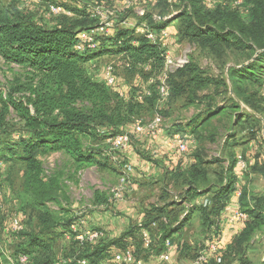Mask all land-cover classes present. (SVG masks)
<instances>
[{
  "label": "trees",
  "instance_id": "1",
  "mask_svg": "<svg viewBox=\"0 0 264 264\" xmlns=\"http://www.w3.org/2000/svg\"><path fill=\"white\" fill-rule=\"evenodd\" d=\"M84 1V9L74 8L75 15L72 18L65 16L59 22L42 24L16 7L6 8L0 0V58L6 64L16 65L27 73L26 82L18 81L6 92L0 84V148L4 146L7 149V158L1 160H7L10 165L15 160L23 164L21 184L17 189L14 185L11 191L26 211L28 223L26 230L17 236H20V253L34 256L37 264L55 262L56 258L51 260L52 252L58 249L63 230L75 219L70 218L63 209V212L56 214L47 208L51 203L61 206L65 198L64 190L60 175H45L39 154L63 152L73 159L78 168L96 166L102 170L111 169L108 164L113 161L112 156L99 148L87 147L86 140L103 138L102 141H106L108 136L122 133V127L141 119L144 113L167 115L166 111L158 110V79L166 65L162 46L152 43L146 36L138 35L135 30L121 27L119 24L124 22L127 14L115 25L113 34L98 37L96 50H78V34L98 25V20L85 7L87 1L93 0ZM177 2L180 4L176 9L179 11L181 40L197 44L201 53L217 64L220 74H211L200 64L191 61L168 77L170 97L165 105L171 107L181 99L193 105L198 93L210 88L212 96L202 98L208 100L206 107L209 112L214 110L226 117L232 130H236L240 124L244 126L249 123L252 133H257L260 131V122H244L238 101L264 114V107L261 106L264 99L260 95L264 87V0H244V8L246 2L249 3L247 19L240 10L230 7L206 11L201 0ZM160 4L163 5L160 17L172 13L167 0H161ZM142 21H148L154 30H161L165 26L161 21L155 22L153 14L140 18V23ZM105 54L121 56L119 60L125 75L129 78L138 76L151 95L146 96L142 90L134 88L132 98L124 101L117 92L97 81L91 65ZM232 57L236 61L233 62ZM151 79L156 83L148 85ZM231 89L234 96L231 95ZM17 95L23 96L17 98ZM139 96H142L141 101L137 99ZM214 96L223 97L226 106L220 108ZM12 112L19 117L22 127L20 131L9 134L8 117ZM194 122L196 120L187 126L172 125L171 133H189L204 141L205 137L195 130L196 126L187 132L186 128L192 127ZM104 131L109 133L101 135ZM15 133L19 134V139H16ZM214 137L211 135L207 138L214 142ZM201 153L195 155L197 164L185 174H176L173 178L186 187L182 199L191 203V212L199 213L201 232L218 234L219 217L234 190V169L232 166L227 171L222 169L216 174L214 184L209 183L208 171L203 166L207 163ZM235 163L236 160L232 165ZM9 168L12 170V166ZM11 170L6 178L12 179L13 185ZM262 173L264 175V169ZM224 175L226 182H223ZM4 180L2 183L6 185ZM204 195L209 203L206 206L197 204L195 200ZM240 198L241 209L249 218L245 221L243 231L225 251L221 264H232L236 258L241 264H251L247 251L253 249V240L264 230V195H253L244 189ZM94 204L108 205L109 197L96 191ZM145 212L142 226L151 231L154 243L155 238L158 240V249H163L165 240L171 237V231H180L188 225V219H185L176 227H171L173 211H168L166 207L152 206ZM154 223L156 225L152 226ZM169 227L172 230L169 231ZM138 232L139 226L135 225L128 234L139 240L141 247ZM126 236L109 245L105 240L96 245H69V248L74 255L88 259L90 264H98L104 252L113 244L122 245ZM184 246L186 250L190 249ZM39 255L42 258L39 259Z\"/></svg>",
  "mask_w": 264,
  "mask_h": 264
},
{
  "label": "crops",
  "instance_id": "2",
  "mask_svg": "<svg viewBox=\"0 0 264 264\" xmlns=\"http://www.w3.org/2000/svg\"><path fill=\"white\" fill-rule=\"evenodd\" d=\"M127 0H124V2ZM145 2L148 1L156 7L160 4L161 0H135V2ZM123 2V3H124ZM134 2V1H133ZM168 2V0H167ZM136 4V3H135ZM135 4H133L134 7ZM79 4L76 7H81ZM128 6V5H127ZM127 8V7H125ZM173 9V7H171ZM179 11L177 9H173L171 14H168L164 17H161V23H165L163 29H166L169 33V38L166 40L167 49L171 54V59L175 58V53L178 50V45L180 42H184L181 40L178 26H179ZM140 24V21L134 19H125L122 24H119L121 27L135 30V27ZM114 31H110L109 34H113ZM177 43V44H176ZM119 55L114 54H105L99 58L100 64H106L107 62H116L117 66L120 67V75L118 77V85L119 91L117 93L121 94V98L124 101H129L133 95V89L136 88L139 91L146 88V84L143 80H141L138 76L130 79L125 75L124 68L121 66ZM190 63V62H189ZM187 63V64H189ZM186 64V65H187ZM167 65H165L164 72L161 73L162 76H166L168 79ZM184 65V66H186ZM184 66L180 67L183 68ZM105 65H102L100 70L98 71L97 81L103 82V74H104ZM228 67L225 68V73L227 76ZM230 84V83H229ZM149 85V84H148ZM261 88V97L264 99V94ZM138 91V92H139ZM231 95H233L231 89ZM238 101V100H237ZM167 102V101H166ZM164 103H159L158 110H164L167 112V115L163 116H171L170 112L173 105L178 104V110H189L190 108H198L197 113L194 114L191 118H186L183 120H179L177 122H172L170 126L167 127L166 133L162 134L154 139L144 137V136H136L134 134V126L133 124H128L122 127V131L130 134L131 136V147L124 150V157L130 163L131 166L134 167L131 176L135 178V184L133 185V193L126 201L115 203L110 207L106 204H100L101 210L98 212L91 213L88 227L94 229H102L107 232V240L106 244H111L112 242H116L126 236L132 229L136 222L143 223L146 218L145 210L154 206V207H166L168 211H173L171 214V222L173 225L171 227H176L181 221L188 219V225L181 229L180 231L173 232L171 231V237L165 240L163 245V249H158V240L155 238L154 248L152 254H145L141 247L139 246V242L128 234L123 241L122 245H111L105 252L104 257L98 262V264H109V254L119 252L128 246H133L138 256L145 258L149 264H160L158 260V256L166 251V241L170 240L172 244V251L170 253L169 264H190L198 254L203 249L206 240H208L213 234H203L199 238H185L184 232L193 224L194 220L199 222L200 229L202 231L200 225V215L198 212H191V203L183 201L182 195L186 190L184 184L181 181L177 182L176 179L173 178L176 174H185L189 171V169L197 164V159L195 157L197 152H202V158L204 162L207 164L203 165L205 169L208 171V177L210 178V182L214 184L216 174L220 172L222 169L225 171L228 170L229 167H233L234 169V190L229 195V198L226 202L225 208L222 211L219 220L220 224L223 222L226 214L233 213L241 209V198L236 195V190H240L243 192L244 189L250 194L253 195H264V190L255 192L250 188V181L252 177H256V179L263 180L264 175L262 170L264 169V114L256 112L252 107L243 104L238 101L241 105V117L244 122H252L253 120H258L260 122V131L257 133H252L251 124H240V126L236 130H232L228 124V119L226 117H222V115L217 114L214 110L212 112L208 111L206 104L195 103L193 105H188L184 99L178 100L175 104H172L171 107L165 105ZM181 103V104H179ZM218 106L224 108L226 103ZM264 107V101L261 105ZM162 114V113H161ZM160 114V115H161ZM157 115V114H156ZM224 115V113H223ZM162 116V115H161ZM185 120V121H184ZM193 120H196L192 124V127L186 128L187 132L191 131V128H195L197 132H200L204 137V141L197 139V147L195 150L191 151L185 156L180 155L175 148L172 147V141L170 139V134L173 132L171 129L172 125L182 124L183 126H187ZM230 120V118H229ZM209 121V122H207ZM215 121L222 122L225 127L224 134L220 133L219 128H213L212 131H208L209 127L213 126ZM243 123V122H242ZM257 130V129H256ZM214 135L215 141L212 142L209 136ZM225 135L222 139L221 143V153L218 157H210L207 155L208 148L207 144L216 145L219 143V137ZM201 153V154H202ZM242 157L245 161V169L241 170L238 166V158ZM236 160L235 165L233 166V161ZM237 173H241L242 178L238 179ZM23 173H21L22 175ZM224 181L226 182L225 175ZM177 182V183H176ZM171 189H175L178 193L177 196H171ZM146 191V196L145 192ZM157 196V203H152L147 200V195ZM158 193V194H157ZM145 197V200H143ZM206 195L198 197L195 201L198 203L201 201ZM143 198V199H142ZM193 201V202H195ZM181 210V211H180ZM178 220V221H176ZM166 223L168 221L164 219ZM155 224V223H154ZM152 226H155V225ZM245 228V222L238 223L235 225L230 231L226 232L221 238L222 245L225 247V251L229 248V246L233 243L235 238L243 231ZM172 230L169 227V231ZM169 233V232H168ZM153 235V234H152ZM156 237V236H155ZM158 238V237H157ZM154 239V238H153ZM187 245L190 249H185ZM253 249H249L247 251V258L251 264H262L264 261V230L259 232L255 239L253 240ZM58 252H60V257H66V253H70L69 245L63 241V238L58 243ZM214 264V263H213ZM232 264H241L240 260L236 258Z\"/></svg>",
  "mask_w": 264,
  "mask_h": 264
},
{
  "label": "rangeland",
  "instance_id": "3",
  "mask_svg": "<svg viewBox=\"0 0 264 264\" xmlns=\"http://www.w3.org/2000/svg\"><path fill=\"white\" fill-rule=\"evenodd\" d=\"M3 4L6 8L11 9L12 7L18 8L21 12L31 15L34 19L39 20L42 24L44 23H55L62 20L65 16L68 18H72L74 14V8L83 10L84 8L76 7L79 4L83 5V0H41L42 2L37 3L36 0H2ZM86 1V0H85ZM84 1V2H85ZM134 1V2H133ZM179 1V0H178ZM202 7L206 11H213L218 7H223L221 4L223 0H217V4L211 8L206 7L204 4V0H201ZM231 1V0H229ZM88 2V3H87ZM85 4L86 10L89 12L91 8L98 7V6H104L108 7L110 10H113L115 12L114 15V25L118 24L122 21V18L126 16V19H134L137 21H140V17L138 15V11L141 9L146 10V14H156L160 16L161 12V4H159L156 7H153L151 3L148 1L145 2H135V0H127L124 2V0H93V1H87ZM124 2V3H123ZM128 2L135 4L134 7H129ZM49 4H59L63 6L67 11L71 12L72 15H64L60 18L51 19V17L48 15V6ZM128 5V6H127ZM179 6L180 4L177 3L176 5L172 6L173 9H176V6ZM171 6V5H170ZM249 3L246 2L245 5V19H247V13L249 11ZM127 7V8H125ZM180 8V7H178ZM165 10V8H163ZM162 9V10H163ZM172 9V8H171ZM172 9V10H173ZM125 21V20H124ZM122 24V23H121ZM177 44V43H176ZM178 45V50L175 53V58H172L171 61L167 65V72L168 76L170 74H173L178 69H181L180 67L186 65L187 63L193 61L197 64H200L204 70L207 72L219 75L220 70L217 64L212 62L210 59L206 58L204 54L201 53L199 47L197 44L193 42H180ZM238 60V59H237ZM232 61H236L234 57H232ZM107 64H115L116 68V75H120V67L117 66L116 62H107L106 64H100L99 61L94 62V66H91V71L93 72L94 78L97 80L96 75H98V71L100 70L102 65ZM0 84L2 86V90L6 92L10 87L13 85H16L19 82H26L27 73L19 68L16 65H10L6 64L1 58H0ZM120 70V71H119ZM96 74V75H95ZM162 75H160L161 77ZM159 79H162L160 78ZM132 79V78H130ZM198 98L195 103H202V104H208V100L205 98L202 100V98L207 96H212V92L210 88L205 89L204 91H200L198 93ZM23 95H17V98H21ZM215 97L216 104L222 105L225 103L223 101V97ZM181 104V103H179ZM178 104L173 105L171 112V116H163V126L165 129H167L168 126L171 125L172 122H177L179 120H183L186 118H191L194 114L197 113L198 108H190L189 110H178ZM156 116V115H155ZM153 115L150 113H144L141 116V119L144 122H149L154 119ZM184 118L182 119L181 117ZM185 121V120H184ZM8 127H9V134L10 132L20 131L22 124L19 119V117L16 115V113L12 112L11 115L8 117ZM225 125L222 122L215 121L213 123V126L209 127L208 131H212L213 128H219L221 131H219V134H224ZM109 133L104 131L101 133V135ZM14 134V133H13ZM16 134V133H15ZM19 134H16V136ZM225 135H222L219 137V143L216 145H210L207 144L206 147L207 155L210 157H218L221 153V143L222 139ZM105 137V136H104ZM112 136H108L110 138ZM10 138V137H8ZM102 138V137H100ZM103 140V138H102ZM99 140H93L89 139L85 141V144L87 147H94L99 148L100 150H104L107 152V154H110L113 158V161L110 158V163L108 164L111 169H100L96 166H85L83 168H78L74 164L73 159L63 152L58 153H50V154H39V159L42 161L43 166L45 168V175L51 176V175H60V178L62 180V186L64 190V199L62 201L61 206H58L57 204L51 203L48 204L47 208H49L51 211L55 212L56 214H59L60 212H66L70 218H75L76 213L80 212L81 210L87 209L89 212V217L91 213L98 212L101 210V207L99 205H95V192L98 191L105 197L111 196V191L113 188L117 187L122 179L125 177L126 182H128V187L126 189L125 193V199L126 201L135 191L133 190V185L135 184V178L131 176L132 171L134 170V167L130 165V163L127 161V159L123 156L124 151H114L112 150V147L110 143H108L107 138L106 141ZM7 158V149L5 147L0 148V159ZM100 159V158H99ZM101 162H105L103 159H100ZM5 161V168H4V174L0 175V177H4L5 175V183L8 188L13 189L12 187L15 185V188L17 189L22 181L21 173L23 172V164L15 160L12 165L8 164L7 160ZM124 165L131 166L132 171H126L124 169ZM9 166H12V170L9 168ZM11 170V176L13 177V185L11 184L12 179L8 180L6 178L8 171ZM123 177V178H122ZM250 188L251 190L258 192L264 190V182L263 180L256 179V177H252V180L250 181ZM13 191V190H12ZM145 192V196L146 191ZM151 195H147V200L151 201L152 203H157V196H153V193H150ZM158 194V193H157ZM178 193L175 189H171V196L174 197L177 196ZM12 196L14 198V194L12 193ZM17 198H15L16 200ZM143 199V198H142ZM145 200V197L144 199ZM114 204H108L110 207H114ZM63 209V211H62ZM10 213H4L0 211V264H13L9 261L8 258H16L17 255L20 253L21 247L19 246V240L20 236L13 235L10 230L8 229V225L10 222V218L13 216V214H17L20 212H24L26 214V211L22 208V206L19 204L18 206H12L9 209ZM28 217L26 218V223ZM135 224H139V222H136ZM135 226V225H134ZM202 236V232L199 226V222L197 220L193 221V224L184 232L185 238H199ZM137 240V239H136ZM139 242V240H137ZM53 256L51 257V260L53 258H56V260L60 257V252H58V249L55 248V250L52 252ZM56 255V256H55ZM74 255L73 250L70 252V254H66V257H72ZM31 256V255H30ZM32 261L37 264V259H33ZM39 259L42 258L41 255L37 256ZM12 259V260H13Z\"/></svg>",
  "mask_w": 264,
  "mask_h": 264
},
{
  "label": "built area",
  "instance_id": "4",
  "mask_svg": "<svg viewBox=\"0 0 264 264\" xmlns=\"http://www.w3.org/2000/svg\"><path fill=\"white\" fill-rule=\"evenodd\" d=\"M40 3L41 0H36ZM169 5L174 6L177 4V0H168ZM129 7L132 6L131 2H128ZM206 7L211 8L217 4V0H204ZM223 7H230L236 10H240L242 14L245 13L244 0H223ZM48 15L51 18H55L59 15H72L71 12L67 11L63 6L59 4H49ZM90 14L92 17L98 20V25L90 30L82 31L78 34L79 42L77 44V49L80 51H93L98 48L99 41L98 37L104 34H108L115 27L114 15L115 12L110 10L108 7L98 6L90 9ZM140 18L146 17V10L141 9L138 12ZM153 20L155 22H160L162 18L159 15L153 14ZM135 32L138 35L146 36V38L152 43H157L162 46L163 49H167L166 40L169 38V33L166 29L154 30L149 25L148 21H142L138 26L135 27ZM166 64L171 61V54L168 50L165 51ZM91 66H94L92 64ZM115 64H107L104 68L103 83L112 91L118 92V77L116 75ZM158 79L159 83V95L160 103L166 102L170 97V87L167 82V77L161 76ZM156 81L151 79L149 85L155 84ZM264 94V87L262 89ZM120 96L121 94L118 93ZM143 94L146 96L151 95V91L148 88L143 89ZM142 100V96L137 98ZM163 117L157 114L152 121L144 122L142 119H137L134 123V134L136 136H144L148 138H156L162 134L166 133V129L163 126ZM19 139V135L16 136ZM170 139L172 141V147L177 150V152L185 156L191 151L195 150L197 147L196 138L189 133L175 132L170 134ZM110 143L112 150L123 152L125 149L131 147V136L128 133L122 132L113 137L107 139ZM238 166L241 170L245 169V161L242 157L238 158ZM126 171H132L131 166H123ZM5 162L0 159V175L4 174ZM5 177V175H4ZM1 176L0 178V211L4 213H10L9 209L12 206H18V200H15L12 196V191L6 185L2 183L5 178ZM238 179H241V173H237ZM123 178V177H122ZM128 187V182H126L125 177L122 179L121 183L112 189L111 196L109 198V204H115L118 202H123L125 199L126 189ZM236 195L241 197L242 192L238 189L236 190ZM209 203L207 197H204L197 204L206 206ZM26 214L20 212L13 214L10 218L8 229L13 235H19L26 230ZM89 212L87 209L81 210L76 213L75 219L63 230V241L68 245H74L76 247H85L87 245H96L102 241L107 240V232L102 229H94L88 227L89 222ZM248 214L242 210L235 211L233 213L226 214L223 222L220 224V231L218 234H213L208 240H206L205 245L201 252L198 254L196 259H194L190 264H221L225 255V247L222 245L221 238L223 235L230 231L235 225L248 220ZM156 225V224H154ZM139 232L138 236L141 241V249L145 254H152L153 251V235L148 228L142 226V223L138 224ZM166 251L158 256L160 264H169L170 253L172 251V244L170 240L166 241ZM13 264H33L31 256L27 253H19L16 258H8ZM109 264H149V262L138 256L136 249L133 246H128L127 248L109 254ZM53 264H90L89 260L86 258L73 255L72 257H61L55 260Z\"/></svg>",
  "mask_w": 264,
  "mask_h": 264
}]
</instances>
